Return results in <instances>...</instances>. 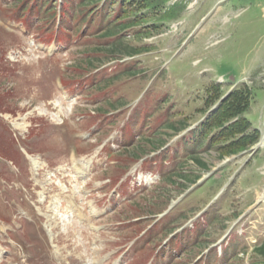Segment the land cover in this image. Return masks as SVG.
Instances as JSON below:
<instances>
[{
	"label": "rangeland",
	"instance_id": "obj_1",
	"mask_svg": "<svg viewBox=\"0 0 264 264\" xmlns=\"http://www.w3.org/2000/svg\"><path fill=\"white\" fill-rule=\"evenodd\" d=\"M181 1L184 2L186 0H180L178 2ZM188 1L192 2L193 0ZM195 1L196 6L194 4L195 7L193 6V8H191V5L189 4L187 6V8L190 7L188 8V11L186 8V12L181 13L179 17H182L186 22L185 28L188 31L195 30L198 32L193 38H190V42L187 45L188 51H186L182 57L183 64L173 66L170 73L207 74V76L209 74L213 76L223 75L227 78H234L237 80L242 77L246 83V86L243 88L244 96L236 103H252L251 100L255 97L264 101V0H220L222 5L217 8V0ZM9 2L10 0H6L5 2L2 1V4L8 11H12L8 8L10 5ZM166 6L168 5H162L156 11L147 10L139 5L134 6L132 15L136 12L141 20L139 26L142 27V29L139 36H137L136 30H133L123 38V42L120 43L121 50L117 51H123V56H120L121 54L119 53L110 54V48L96 50L89 48L83 51H97L101 53L99 55L101 58H105L104 56L106 55H114L110 59H125L143 52L137 51L136 49L144 45L149 46L151 51L162 49L163 41L167 44L172 42L169 36L172 33L171 30L175 29L174 27L178 23L179 17L176 16V18H171L163 27L154 29L152 32L149 31L147 34H145V29L147 26L159 25L157 19L161 17V12ZM1 8L2 6L0 5V89L2 90L1 94L6 102V107L9 110H12V112L16 113V111H19L18 113H21L34 106L42 105L44 100H46L48 96L55 95V92L53 84L45 77L44 70L49 65L46 60L38 61L31 58L28 63L13 65L11 62L7 61V58L3 55L4 50L5 52L7 50L8 53L13 49L21 48L22 46L27 45L28 40L25 35H21L19 32L10 29L9 23L6 22L5 12ZM80 49L81 48H78L75 51V54ZM197 58L198 66L194 67L191 65V62ZM107 61H109V59L105 60L103 63ZM94 62L91 63L96 64L94 66L82 64V67L95 69L103 64L102 62ZM148 64L152 65L151 62L147 63V68ZM183 82L188 83L186 77L183 78ZM246 110L249 116L255 115V112L251 111L252 108ZM81 112L86 114L91 113L90 109L80 108L78 113L82 114ZM185 121L191 122V118ZM256 121L258 122L259 118H256ZM72 124L75 126V121H70L71 126ZM177 127L179 126L177 125ZM182 128H185V126H182ZM65 135L69 140L75 138L72 129L70 128L65 132ZM170 138L171 135L168 133L159 135L157 138L153 139L154 144H152L151 141L150 145L151 147H155L154 150H157L164 146ZM62 140L63 137L58 134L49 140V143L45 147L50 149L59 148L66 151V144ZM161 144L163 145L160 147ZM86 146L89 147L90 145L86 144ZM263 146L264 143L262 141L259 148ZM139 149L140 146L134 148V150L125 152L124 155L137 158L139 155H137L136 152ZM147 154L148 153H144L143 156ZM254 155L255 158L253 157L254 160L243 177V179H250L253 183L264 174V147ZM220 156L221 155L217 152H210L202 155L204 158L203 160L208 165V170L210 171L205 172L201 177L212 170L217 169L227 159L233 157L232 155H229L226 160L222 161L223 159H220ZM241 157H243L241 158L242 161H245L251 158V154H243ZM197 168L198 167L195 163H193L191 168L189 167V170H192L193 175L188 176L186 182H192V185L195 183L196 175L201 173ZM230 174L231 171L226 175L224 174L223 177L220 178L218 184L221 185L223 182L227 181L231 176ZM22 176V178H28V175L25 173H23ZM191 184L189 185L190 187L192 186ZM184 186L186 187L185 181L179 180L178 183L174 184V187H170L168 191L166 190V193L164 192L162 194L161 192L159 195L156 193L155 195L150 196L148 200H151L150 206L146 207L143 203L142 206H138L139 210L136 209L134 212L135 214H130V218L149 215L154 211H161L166 207L169 198H176L180 195L179 189L180 187L182 189ZM39 190L40 188L37 187L36 191L39 192ZM204 203L205 201L201 204L203 205ZM250 203L251 201L246 200L242 201V203L236 202L234 206L235 209L241 210ZM19 205H22L21 198L16 201V204L12 203L9 205L4 204L0 199V212L5 216L12 218L14 214L17 213V207ZM261 208L262 213H260V215L263 216L264 204ZM230 210L231 208L228 207L227 212H230ZM115 219L117 218L115 217ZM22 220L26 221L25 219ZM228 223L230 222H218L212 232V236L215 237L217 234H221L227 227ZM32 234L33 229L26 226L24 230L25 237L30 238ZM249 257L254 258L256 262L260 264L258 258L262 257V255L256 252L251 253Z\"/></svg>",
	"mask_w": 264,
	"mask_h": 264
},
{
	"label": "trees",
	"instance_id": "obj_2",
	"mask_svg": "<svg viewBox=\"0 0 264 264\" xmlns=\"http://www.w3.org/2000/svg\"><path fill=\"white\" fill-rule=\"evenodd\" d=\"M120 50H121V46L112 47L110 49V54H116V53H119L121 55L124 54L123 51L122 52H117V51H120ZM224 157L225 156H220L221 159L224 158ZM192 161H193V163H195L196 166H198L199 168H202V170L208 169V165L204 162L203 158H201V157H193ZM182 178H184L185 180L188 179V178H185V177H182ZM171 183H174V180H171ZM260 251H261V253L264 254V247Z\"/></svg>",
	"mask_w": 264,
	"mask_h": 264
}]
</instances>
